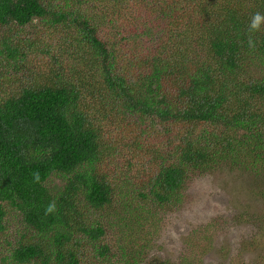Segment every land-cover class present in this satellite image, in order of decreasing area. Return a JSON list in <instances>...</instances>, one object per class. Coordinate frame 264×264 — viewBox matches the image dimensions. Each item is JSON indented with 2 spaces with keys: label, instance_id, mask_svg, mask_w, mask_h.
<instances>
[{
  "label": "trees",
  "instance_id": "trees-1",
  "mask_svg": "<svg viewBox=\"0 0 264 264\" xmlns=\"http://www.w3.org/2000/svg\"><path fill=\"white\" fill-rule=\"evenodd\" d=\"M257 11L264 0H0V264H146L112 234L120 214L153 238L196 176L264 173ZM239 218L262 248L264 216Z\"/></svg>",
  "mask_w": 264,
  "mask_h": 264
},
{
  "label": "rangeland",
  "instance_id": "rangeland-1",
  "mask_svg": "<svg viewBox=\"0 0 264 264\" xmlns=\"http://www.w3.org/2000/svg\"><path fill=\"white\" fill-rule=\"evenodd\" d=\"M107 9L109 12L110 7ZM63 183L52 177L47 186L54 189ZM244 213L264 216V173L239 171L227 162L186 182L180 202L170 206L153 238L144 237L141 227L133 219L131 222V215L120 214L123 225L112 227L111 232L127 243L124 252H130L131 246L141 249V263L240 264L260 257L258 263L264 264V245L259 248L252 243L253 226L239 218ZM11 219L6 222L10 237L15 226L20 227ZM132 239L143 241L144 250Z\"/></svg>",
  "mask_w": 264,
  "mask_h": 264
},
{
  "label": "clouds",
  "instance_id": "clouds-1",
  "mask_svg": "<svg viewBox=\"0 0 264 264\" xmlns=\"http://www.w3.org/2000/svg\"><path fill=\"white\" fill-rule=\"evenodd\" d=\"M264 24V13L259 11L252 14L249 23L247 25V46L249 49H254L256 47V40L253 39V35L260 31L261 25ZM34 182H39V173L34 174ZM56 211V205L53 201L49 205H47L45 209V214H51Z\"/></svg>",
  "mask_w": 264,
  "mask_h": 264
}]
</instances>
